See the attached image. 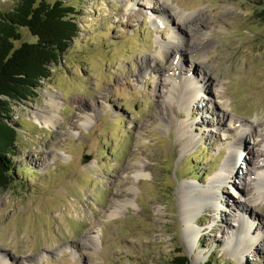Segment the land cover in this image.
<instances>
[{"label":"rangeland","instance_id":"1","mask_svg":"<svg viewBox=\"0 0 264 264\" xmlns=\"http://www.w3.org/2000/svg\"><path fill=\"white\" fill-rule=\"evenodd\" d=\"M61 1L79 11L77 35L36 95L12 105L18 134L15 172L0 186V264H166L177 254L190 264H264V194L251 202L264 159L253 143L264 134V0H166L170 17L162 0ZM14 2L0 0V11ZM174 30L187 52L171 43ZM179 78L188 83L176 91L196 100L169 95ZM49 94L56 119L36 121ZM242 132L244 159L219 183L214 174L234 162L227 156ZM210 182L218 198L193 212L191 242L180 196ZM242 208L254 245L237 254L229 239Z\"/></svg>","mask_w":264,"mask_h":264},{"label":"trees","instance_id":"2","mask_svg":"<svg viewBox=\"0 0 264 264\" xmlns=\"http://www.w3.org/2000/svg\"><path fill=\"white\" fill-rule=\"evenodd\" d=\"M259 9L258 16L264 20V1ZM78 15L75 7L61 0H15L12 7L0 11L1 187L7 186L15 170L11 158L16 155L18 125L12 121V105L34 97L41 81L49 78L50 66L77 35ZM21 28L28 30L33 41H21ZM166 264L190 262L188 256L177 254Z\"/></svg>","mask_w":264,"mask_h":264},{"label":"bare ground","instance_id":"3","mask_svg":"<svg viewBox=\"0 0 264 264\" xmlns=\"http://www.w3.org/2000/svg\"><path fill=\"white\" fill-rule=\"evenodd\" d=\"M161 5L159 6V11H161V14L163 15H167V17H170V15H172L173 13V8L167 3L166 0H162ZM171 39V43L177 45V49L178 51H182L187 52V48L186 46H188V44L183 45V39H182V33L180 30H174L173 34L170 36ZM175 39L179 40V41H175ZM202 41L201 43L203 45H207L209 43V40L206 39V37H202ZM165 44L162 45L161 51H160V55L163 56L164 53H166V50L164 49ZM164 49V50H163ZM183 82L188 83V81H182L180 78L179 80H175L172 79V86H171V90L169 92V95L174 97V92H180L181 98H183V95H186V100L188 103L191 100H196V96L195 93L193 91L192 94L190 93H185L184 90H180L176 91L175 89V84L177 83V86L180 85V83L182 84ZM199 81L196 82L197 86H200L201 89H203V91L205 90V88L202 86V84H199ZM180 88V87H179ZM202 91V92H203ZM191 98V99H190ZM48 103H49V108L46 110H38L32 113V118L35 119L36 121L38 120H43L44 122L47 123H53L54 120L56 119V115H57V109L59 107V102L55 101L52 98V94H49V98H48ZM165 117L167 119L170 118V112H169V106L165 107ZM86 119H89V116H85ZM90 120V119H89ZM249 128L253 126V124H249L247 125ZM244 132H242L239 137L232 143L231 149L229 151L228 154V158H234V162L231 161V159H229L225 164H223L220 168V170L214 174V180L218 181L219 183H224L227 181V177L224 175V173L227 172H233L236 171L235 170V162L239 161V160H243L244 156H243V152H242V145L244 144L245 141V137L243 135ZM247 134V133H246ZM253 143L256 144H261L262 148H263V154H264V134L260 135L258 137V139H254ZM253 144V145H254ZM253 155L256 154L259 155L262 152L259 153V151L257 150H251ZM250 153V152H249ZM260 157V155H259ZM256 165V164H255ZM259 166V169L257 170V173L255 175V178L253 179V183L255 185V191L254 194L251 196L252 197V201L251 202H255L257 200H259L262 195L264 194V159H261V162L257 164ZM234 169V170H233ZM237 172V171H236ZM214 182V181H212ZM212 182H210L208 189H201V190H197L195 188V186L193 185H189V190L182 192L181 194V198H180V208H181V214H182V221L184 222V232L186 234V236H190L191 237V242L192 240H197L199 239V237H197L196 231L194 229V225L196 221L195 218L193 216V212L195 211H200V209L202 207L205 206H214V203L211 201V199H216L217 200V194H216V190L214 185L212 184ZM263 190V191H262ZM218 203L220 201H217ZM221 204V203H220ZM261 212H264V204L261 206ZM254 231V228H252L251 225L248 224L247 218L245 216V210L242 208L241 209V213L239 216V219H237V223L236 226L233 230L232 235L230 236L229 242H230V250L233 251L234 253H239L240 251H246L248 249L252 248V245H254L252 242H250L247 239V235L251 234ZM206 239H203V242H205ZM192 247V244H191Z\"/></svg>","mask_w":264,"mask_h":264},{"label":"water","instance_id":"4","mask_svg":"<svg viewBox=\"0 0 264 264\" xmlns=\"http://www.w3.org/2000/svg\"><path fill=\"white\" fill-rule=\"evenodd\" d=\"M87 157H84V161H86Z\"/></svg>","mask_w":264,"mask_h":264}]
</instances>
